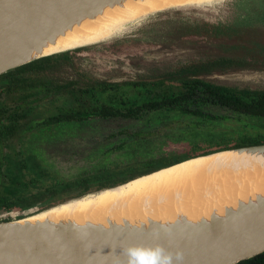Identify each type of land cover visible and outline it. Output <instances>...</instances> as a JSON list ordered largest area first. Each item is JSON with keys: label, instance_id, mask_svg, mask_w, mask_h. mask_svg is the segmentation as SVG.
I'll use <instances>...</instances> for the list:
<instances>
[{"label": "trees", "instance_id": "obj_1", "mask_svg": "<svg viewBox=\"0 0 264 264\" xmlns=\"http://www.w3.org/2000/svg\"><path fill=\"white\" fill-rule=\"evenodd\" d=\"M199 25L194 31L202 34V37L192 38L193 42L214 40L217 43L221 40L218 45L222 51H238L243 46L238 39L248 36L247 30L223 22L202 19ZM246 62L242 57L225 53L204 62L193 61L185 72L170 78L123 83L93 79V85L81 87L75 86L78 81L74 80L60 84L55 73L66 64L74 63L70 54H56L1 74L0 209L42 210L189 157L264 143V90L232 87L205 78L215 71L242 69L247 66L244 64ZM201 92L205 94L201 95ZM210 103L235 114L238 123L246 125L256 136L232 138L225 125L219 123L218 126H211L213 129H202L201 152L188 153L186 156L169 153L168 139L158 135L161 130L155 129L157 123L152 121L154 119L150 114L172 111L178 105L181 109L189 106L192 111H200ZM50 108H53V112L49 113ZM96 116L105 119L137 118L144 121L141 128L127 131L130 137L122 138L119 145L105 152L99 147V154L104 156L115 151L119 163L107 157L104 163L91 164L90 169L83 166L77 173L65 174L56 161L39 156L43 149L46 150L47 144L55 143L58 132L63 133L75 125L85 126L90 117ZM200 129L193 127L186 130L193 132ZM207 134L220 137L207 139ZM182 137L187 139L188 135L183 133L176 140L182 141ZM189 138L193 143L198 140L194 137L192 141V135ZM39 142H42L43 148L36 146ZM131 145H139L134 155L121 152ZM109 161L114 165H108ZM237 264H264V252Z\"/></svg>", "mask_w": 264, "mask_h": 264}, {"label": "water", "instance_id": "obj_2", "mask_svg": "<svg viewBox=\"0 0 264 264\" xmlns=\"http://www.w3.org/2000/svg\"><path fill=\"white\" fill-rule=\"evenodd\" d=\"M107 1L0 0V75L32 61L76 49L68 48L26 60L30 50H39L46 39H53L56 31ZM192 7L200 6L176 7L151 13L141 23L151 16ZM128 33L110 40L125 37ZM233 150L264 151V143L219 150L197 157ZM136 178L66 199L42 210L35 209L22 217L0 219V264H113L116 257L120 258V264H127V257L121 251L123 245L149 246L156 243L167 249L182 248L185 256L183 264H237L264 252V202L257 207H241L236 213L228 212L224 220L212 218L209 225L189 227L185 233L177 225L171 226V233H168L160 225L156 232H152L138 226L120 230L117 226L99 228L92 224L78 228L19 222L36 212ZM150 261L151 257L146 256L143 264H150Z\"/></svg>", "mask_w": 264, "mask_h": 264}, {"label": "bare ground", "instance_id": "obj_3", "mask_svg": "<svg viewBox=\"0 0 264 264\" xmlns=\"http://www.w3.org/2000/svg\"><path fill=\"white\" fill-rule=\"evenodd\" d=\"M217 1L220 0H153L154 3L109 0L56 31L53 39H46L39 50H30L26 60L111 41L130 32L151 13L191 5L202 7ZM176 181L188 183L189 188L171 192L170 187L171 193L166 191L165 196L153 192ZM261 202H264V151L233 150L180 162L36 212L19 222L78 228L92 224L99 228L117 226L120 230L138 226L152 232L157 231L158 225L163 228L177 225L185 233L189 227L209 225L212 218L224 220L228 212L236 213L250 205L257 207Z\"/></svg>", "mask_w": 264, "mask_h": 264}, {"label": "rangeland", "instance_id": "obj_4", "mask_svg": "<svg viewBox=\"0 0 264 264\" xmlns=\"http://www.w3.org/2000/svg\"><path fill=\"white\" fill-rule=\"evenodd\" d=\"M149 1L153 2V0ZM247 1L248 0H220L202 7L173 10L161 15L151 16L126 34L125 37L86 46L85 49L79 52V55H76L75 62L83 70L95 76L118 81L155 78L191 60L210 55H220L222 51L213 40L201 41L199 43L189 42L190 38H197L191 36H200L197 34H189L190 25L194 26L202 22V19L212 20L214 22L220 21L225 24H233L236 21L243 23V20L246 18V10L241 9L240 5L242 3L247 4ZM253 6L254 9H256L255 3H253ZM254 12H256V10ZM247 19V22L251 23L258 20V18L253 19L250 17ZM195 27H192V29ZM213 79L221 83L232 85H247L256 88H264V71L244 70L242 72L216 75ZM214 111L225 112V110L220 108H216ZM132 124V122L124 119L97 123L101 128L104 126L103 132L106 134L122 127L131 129L134 126V124ZM244 130L246 131H242L241 133L250 131L253 133L252 130ZM91 135L93 136L90 137ZM86 136L87 138L84 139V141L86 140L93 143L100 137V134L98 132L92 134L87 133L84 134V137ZM219 137L220 136L216 134H207V139ZM114 141V139H111V144ZM36 146L43 148L42 142H39ZM54 146L55 143H50V146H46V150L43 149L39 156L57 162L58 154ZM138 149L139 145H131L122 149L121 152L134 155ZM100 151L101 149L96 145L95 147L87 149L85 153L90 161H92L94 159H99L98 155ZM59 155H61L60 152ZM102 157L103 156H101L100 159ZM78 171L79 169L76 167L71 171V174L77 173ZM170 187L171 192L179 189L181 191L186 187L189 188V184L176 181L169 185V187H161L153 192L159 196H165L167 192L170 191L168 190Z\"/></svg>", "mask_w": 264, "mask_h": 264}, {"label": "flooded vegetation", "instance_id": "obj_5", "mask_svg": "<svg viewBox=\"0 0 264 264\" xmlns=\"http://www.w3.org/2000/svg\"><path fill=\"white\" fill-rule=\"evenodd\" d=\"M253 3L256 4V9H254ZM240 7L241 9L246 10L245 11L246 18L243 20V23H240V21H236L233 24H226V25H234L244 30H247L248 36H244L242 37V39L241 38L238 39L239 44L243 45L240 48H238L239 49L238 51L230 50L229 52H227L226 50L225 51L221 50L222 51L221 54L227 53L228 55H231L237 58L242 57L246 59L247 62L249 61L250 63H247V62L244 63V64H247V66L239 70H234V69L229 68L226 71L223 70L224 72L215 71L214 73H211L205 76V78L215 83L225 84V85H229L232 87H238V88L246 87V88H250L253 90H256V89L264 90V88H256V87H251L247 85H232V84H227V83H221L213 79V77L216 75H225L228 73L242 72L244 70L264 71V49H263L264 47V0H248L247 4L242 3ZM255 10L256 12H254ZM248 17L253 18V19L258 18V20L253 23L247 22ZM200 23H197L194 26L190 25L189 34H192V35L196 34V32L194 31V29H192V27L200 26L199 25ZM258 24H263V25H258ZM197 35H200V36H191V37H197V38L202 37V34H197ZM220 41L221 40H218L217 44H219ZM189 42H193L192 38L189 39ZM197 43L199 42L197 41ZM83 49H85V47L76 48L70 51L59 53V54H70L71 60H73V63H74V64L72 63L66 64L63 67V69H61V71H57L55 73L56 75L55 77L59 79L60 84H64L67 81L74 80V81H78V83L75 86L82 87V86H87L88 84L93 85L94 84L93 79L106 80L109 82H121V83L125 81H133V79L113 81L108 78L95 76L89 72H86L80 66H78L77 63L75 62L76 55H79V52L82 51ZM214 56H218V55H214ZM211 57H213V55L191 60L188 63L182 64L179 67H176L175 69L162 73L161 75L156 76L155 78H145V79H137V80L152 81V80H157L159 78H170L174 75L176 76L180 74L181 72H185V69L193 61L204 62L210 59ZM2 87L3 85L0 84V89ZM202 94H205V93L201 92V95ZM203 107L204 108L201 109L200 111H196V109L192 111L189 106L187 108L181 109L179 108V105H178V108H175L172 111H162V112H155V113L153 112L152 114H150V116L154 119L152 121H154V123H157L155 129L157 130L159 128L161 130L159 131L160 133H158V135L160 137H163L164 139H168L167 146L169 147L168 148L169 153H173L177 155L184 154L183 156H186L188 153L193 154V153L201 152L202 151V144H201L202 143V138H201L202 129L205 130L208 128H212L211 126H218L219 123H221V125L222 124L225 125V128L228 129V132L230 133V136L232 138L234 137L238 139V138H248V137L256 136L254 131L253 133L251 131L247 133H241L242 131L243 132L246 131L244 129H248V130L250 129L246 125L238 123L237 116L233 114L232 112H230L229 110H227L226 108L215 105L214 103H210L209 106L204 105ZM216 108L223 109L225 110V112L224 113L216 112L214 111L216 110ZM48 111L49 113L53 112V108L52 109L50 108ZM120 119H124V120H128L132 122L134 124L133 128L129 129L126 127H122L118 130L111 131V133L109 134H106L103 132L104 126H102L103 128L102 129L100 126L97 125V123L111 121V120H120ZM143 124H144V121L137 119V118L118 117V118L105 119V118H99V116H96V117H90V119L88 120V123L85 126L75 125V127L67 129L63 133L58 132L56 134L55 141H54L55 142L54 149L56 150V153L58 154L57 166L65 174H71V171L76 167H78L79 169L80 167L87 166L88 167L87 169H90L92 167L91 164L96 163V162L98 164L104 163V161L107 160L106 159L107 157L108 158L111 157V160L114 161V163L116 161L119 163V158H117L115 151L107 153L105 154V156L103 154H99L98 155L99 159H94L92 161H90V159L86 156L85 151L97 145L99 147H102L103 151L105 152L109 148L119 145L122 142L120 140L122 138H126L130 134L127 131H130V132L135 131L139 127L141 128ZM193 127H200L201 129L197 131H193V132L191 131L188 132L186 130V129H191ZM85 132L89 134L98 132L100 134V137L93 143H90L89 141H86V140L84 141V139L87 138V136L84 137V134H87ZM183 133L188 135V138L185 139L184 138L185 135H184V137H182L183 139L182 141L176 140L177 138L181 137ZM190 135H192V141L194 137L198 139L196 143L191 142V139L189 138ZM92 136L93 135H91L90 137ZM111 139L115 140L112 144H111ZM47 146H50V143L47 144ZM7 151L8 149H6V152ZM0 152H1V149H0ZM59 152L61 153V155H59ZM100 155L103 156L101 159H100L101 157ZM177 157H181V156H177ZM188 159H190V157ZM112 161H109L108 165L113 166L114 163ZM184 161L185 159L183 160V162ZM169 166H166V167H169ZM162 168H165V167H162ZM34 209L35 208H32L30 210H24V211L22 210L8 211L5 209H0L2 211L0 212V219H11L12 217H17V218L22 217L23 215L32 213Z\"/></svg>", "mask_w": 264, "mask_h": 264}, {"label": "clouds", "instance_id": "obj_6", "mask_svg": "<svg viewBox=\"0 0 264 264\" xmlns=\"http://www.w3.org/2000/svg\"><path fill=\"white\" fill-rule=\"evenodd\" d=\"M165 231L171 233L170 228ZM121 251L127 257V264H143L145 257L150 256V264H183L184 251L182 248L167 249L161 244L149 246L123 245ZM113 264H120V258H114Z\"/></svg>", "mask_w": 264, "mask_h": 264}]
</instances>
